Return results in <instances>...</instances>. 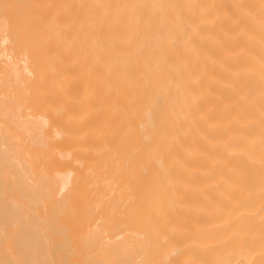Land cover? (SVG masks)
Here are the masks:
<instances>
[{
    "label": "bare ground",
    "instance_id": "obj_1",
    "mask_svg": "<svg viewBox=\"0 0 264 264\" xmlns=\"http://www.w3.org/2000/svg\"><path fill=\"white\" fill-rule=\"evenodd\" d=\"M0 264H264V0H0Z\"/></svg>",
    "mask_w": 264,
    "mask_h": 264
}]
</instances>
